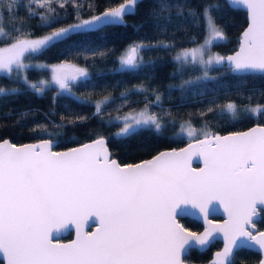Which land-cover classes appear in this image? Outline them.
<instances>
[{"label": "snow or ice", "instance_id": "6c2138e0", "mask_svg": "<svg viewBox=\"0 0 264 264\" xmlns=\"http://www.w3.org/2000/svg\"><path fill=\"white\" fill-rule=\"evenodd\" d=\"M144 3L107 0L108 6L96 13L95 0H27L26 18L17 20V0H0V79L19 85H0V107L27 92L43 97L55 88L53 106L47 112L41 114L29 106V111L10 109L3 114L9 118L15 113L14 126L39 138L19 145L0 139L2 264H188L192 251L202 254L218 241L223 246L208 264H235L241 250H255L261 256L259 264H264V231L256 227L264 220V123L226 134L216 130L221 118L231 125L264 114V103L252 102L257 91L264 97V90L250 89L248 103L238 104L226 91L232 86L222 87L226 91L223 102L213 97L198 110L199 126L193 113L185 118L165 108L161 92L147 80L124 87L118 95L105 87L93 99L98 85L88 68L77 61L81 56L85 61L104 59L110 50L87 48L73 55L78 46L73 38L105 27H127L125 17L135 15ZM69 4L73 19L66 23ZM150 5L147 20L134 25L136 31L151 26L158 35L171 39L132 42L117 57L113 73H144L147 77L161 57L146 59L142 53L175 49L171 57L174 76L189 70L201 73L169 85V89L180 90L181 103L199 82L217 80L210 70L218 67L238 80V94L239 85L249 78L264 80V0H202L198 8L189 0H150ZM228 11H243L246 27L238 47L224 55L212 49L227 40V25L219 21ZM36 18V27L47 29L43 34L36 35L27 22ZM193 23L203 25V42L191 37L188 43L194 46L177 48L176 33ZM52 49H57V57L66 58L51 63L37 60ZM33 70L47 71L49 76L30 79ZM102 78L97 74V80ZM77 85L89 89L87 94L77 95L73 91ZM61 95L94 111L89 116L65 107L57 121L55 104ZM132 96H143V101L132 100ZM110 105L115 106V115L105 113ZM40 115L43 121H37ZM91 119L117 131L109 136L96 129L81 132ZM169 129L174 137L188 141L185 147L157 151L139 163L124 164L109 149L110 140L122 143L145 131L159 137ZM77 132L86 142L74 140ZM65 138L78 146L54 151ZM140 147L150 148L148 144ZM193 157L203 166L192 168ZM221 209L226 219H213ZM181 217L201 221L203 230L187 227ZM90 223L96 225L94 231H87ZM69 228H74L75 239L63 243L59 234Z\"/></svg>", "mask_w": 264, "mask_h": 264}, {"label": "trees", "instance_id": "16d2710c", "mask_svg": "<svg viewBox=\"0 0 264 264\" xmlns=\"http://www.w3.org/2000/svg\"><path fill=\"white\" fill-rule=\"evenodd\" d=\"M92 2V0H89ZM115 2H120V0H115ZM193 8H198L202 3V0H189ZM19 4L18 8V17L26 18L25 6L27 5V0H17ZM95 11L98 12L104 9L107 4V0H95ZM150 0H145V3L142 4L136 11L135 15H128L125 17L128 22V26H112L105 27L101 30H98L94 33L85 35L83 37H74L73 39L77 42L78 46L73 48V55L77 52H82L87 48H94L100 51L110 50V54L104 59H99L96 61H85L81 56L77 61L82 67H87L89 73L92 75L93 79L97 83V88L94 90L93 99L99 98V94L102 89L105 87L107 91H111L114 95H118L124 87H132L133 85L145 82L151 84L152 87L159 89L162 94V103L165 108L171 109L173 112H178L182 116L187 118V113H193V121L199 126L200 118L198 116V110H202L207 106L208 101L213 97H218L217 102H223L226 96V91L231 93L230 98L235 100L238 104L248 103V93L250 89L256 88L258 90H264V80L259 78H249L246 83L239 85V94L237 92V85L239 84L238 80L234 78L233 74H230L227 69L218 67L216 69L210 70V76L216 77L217 80H204L199 82L198 87H193L191 92H186L188 99L183 103L180 102L181 92L177 89H169L170 84L178 85L182 79H189L190 77H195L199 74V71L189 70L185 75H173L175 65L171 60V57L175 54V49L172 52H145L142 53L146 59H155L157 56L161 57V60L157 61V66L148 73L146 77L144 73H141L139 76L133 75L131 73L125 74H115L111 70L117 68L116 59L121 54L122 50L129 44L134 41L141 40H154V39H171V36H162L158 35L151 26H145L139 32L136 31L134 25H138L147 20L145 12L148 7H150ZM61 11L63 15V10ZM73 9L71 5H68L67 8V19L66 23L72 22ZM85 12L87 13V4L85 5ZM5 20H7V14L5 13ZM30 25L33 26V31L36 35L43 34L47 29H41L36 27L39 24L38 18L30 19L27 21ZM220 23L226 24V33L227 40L226 42L219 43L213 48L219 50L220 52L225 53L232 50L237 44L238 32L245 23V13L243 11H228L224 16L223 20L219 21ZM172 30L170 29L169 32ZM204 36V28L201 24L197 26L195 23L185 26L184 32H177L175 35V41L177 48L192 46L188 43V40L191 37H196L199 41ZM57 49H52L51 51L45 53L42 56L37 57V60H46L47 62H55L57 59H65L66 57L56 56ZM34 63L36 61H33ZM97 74L103 76L102 79H96ZM30 79L37 80L41 77L47 78V71H30ZM117 82L120 84L117 86ZM0 85L6 87H19V85L12 84L11 81L7 79H0ZM231 85L232 87H227L226 91L221 90L222 87ZM115 86V87H114ZM73 91L77 94H87L89 89H86L80 85L74 87ZM55 92V88L47 91L43 97H37L31 92H27L24 95L11 98L7 107H0V138L7 137L10 141L19 143L27 140H34L39 137H30L27 135V129L14 126V121L17 116L15 113H10L9 118L4 117V113L9 112L10 109L16 110L18 112L29 111V106L31 109H38L41 114L47 112L52 105V96ZM149 97L154 99L149 93ZM132 100L143 101V96H132ZM253 103L260 102L264 103V97H261L260 92L257 91L253 96ZM119 103V101H118ZM142 105V104H141ZM139 105V106H141ZM65 107L70 109L73 112L80 113L82 115H91L94 111V108L91 106H82L80 103L76 102L72 97L66 95H61L57 98L55 104L56 116L55 119L59 120V114L65 111ZM114 105H110L105 109V113L112 112ZM133 107H138L133 105ZM158 110V109H153ZM124 111H128V108L125 107ZM114 115L115 113L112 112ZM37 121H43V116H37ZM264 123V114L260 115L257 118H246L239 122H234L231 125H226L224 119L221 118L219 121V127L216 129L220 133L240 130L247 127L253 123ZM87 129H96L102 132L105 136H109L111 133L117 131L116 127H104L98 123L97 119H91L86 128L82 129L81 132L86 131ZM81 132H77L74 140L79 142L87 139ZM24 133V135H21ZM69 136L72 135L71 131L68 133ZM186 140L174 137L172 135V130H167L163 136H156L151 132H141L139 135L133 136L126 140L125 142H118L116 140L109 141V149L112 152V155L120 162H134L142 158H147L152 155L154 152L158 151L161 148L179 146L183 144ZM76 144L73 140L65 138L64 140L58 143V146L54 147L63 148L70 145ZM143 144H148L150 148L148 150L140 147ZM215 217V216H214ZM181 223L185 224L187 227L192 228L193 230H198L201 227V224L198 220L193 217H181ZM256 227H264V220H261L257 223ZM71 234V231H67L65 235H61L60 239L68 238ZM220 242H216L210 248L204 252L199 253L197 251H192L190 253V258L188 261L203 262L207 260L210 256L212 250L219 246ZM258 258V253L254 250H241L237 252L235 264H251ZM1 264V261H0Z\"/></svg>", "mask_w": 264, "mask_h": 264}, {"label": "water", "instance_id": "95a60500", "mask_svg": "<svg viewBox=\"0 0 264 264\" xmlns=\"http://www.w3.org/2000/svg\"><path fill=\"white\" fill-rule=\"evenodd\" d=\"M103 10H104V9H102V10H100V11H103ZM100 11H98V12H100ZM98 12H96V13H98ZM245 15H246V14H245ZM244 27H246V22L244 23V25L242 26V28H241V29L239 30V32H238V38H237V44H236V46H235L232 50L223 53L224 55H228V54H230L232 51H234V50L238 47V41H239L240 33L243 31V28H244ZM255 124H256V123L250 124V125H248L247 127L243 128V129L235 130V131H246L248 128L253 127ZM228 132H229V131H228ZM226 133H227V132H223V133H221V134H226ZM0 139H8V138H7V137H3V138H0ZM37 139H38V138H37ZM86 140H87V139L81 141L80 143L86 142ZM11 142H12V141H11ZM34 142H36V139H34V140H27V141H23V142H19V143H15V142H12V143H15V144L19 145V144L34 143ZM187 143H188V141L186 140L183 144H181V145H179V146H176V147H175V146L165 147V148H161V149H159L158 151L169 150V149H172V148H182V147H185ZM77 146H78V144L76 143V144H73V145H70V146H67V147H63V148H57V149L54 148V151H65V150H67L68 148H71V147H77ZM156 152H157V151H156ZM156 152H154L152 155H154ZM150 157H151V155H150L149 157H147V158H142V159H139V160H137V161H134V162H127V163H139L141 160H143V159H149ZM113 158L116 159L114 156H113ZM122 164H124V163H122ZM191 166H192V168L197 169V168L202 167L203 165H202V162L198 161L196 157H193L192 162H191ZM214 216H215V217H214ZM193 218H194V217H193ZM212 218H213V219H216V220H224V219H226V216L223 214V210L221 209L220 212L217 210L216 213L213 214V217H212ZM199 222H200V224H201V227H200L198 230H194V231H202V230H203V224H202L201 221H199ZM95 227H96V225H95L94 223H90L89 225L86 226V229H87V231H94V230H95ZM69 230L71 231V234H70V236H69L68 238H65V239H60V238H59L61 235H65V234L67 233V231H69ZM259 230L264 231V227H263L262 229H259ZM75 236H76V233H75L74 228H69L68 230H66V231H64V232H62V233H60L58 238L61 240V242H63V243H67V242H69V241L75 239ZM53 238L55 239L56 237H53ZM219 242H220V241H219ZM222 246H223V245H222V242H220L219 246H218L217 248H215L214 250L211 251L210 256H209V258H208L207 260H205V261H203V262L188 261V264H208V262L212 259L213 253H214L215 251L219 250V248H221ZM254 251H255V250H254ZM257 253H258V252H257ZM260 259H261V256H260V254H258V258H257V260H255V261L252 262L251 264H259V260H260ZM1 264H2V261H1Z\"/></svg>", "mask_w": 264, "mask_h": 264}, {"label": "rangeland", "instance_id": "374dc122", "mask_svg": "<svg viewBox=\"0 0 264 264\" xmlns=\"http://www.w3.org/2000/svg\"><path fill=\"white\" fill-rule=\"evenodd\" d=\"M203 39H204V36L198 41V42H203ZM192 46H194V45H192ZM192 46H188V47H192ZM212 51L213 52H218V53H221L222 54V52H220L219 50H217V49H215V48H213L212 49ZM198 75H201V73L199 72V74ZM197 75V76H198ZM48 76H49V73H48ZM142 106V105H141ZM126 112V111H125ZM115 115V114H114Z\"/></svg>", "mask_w": 264, "mask_h": 264}, {"label": "flooded vegetation", "instance_id": "af4514ba", "mask_svg": "<svg viewBox=\"0 0 264 264\" xmlns=\"http://www.w3.org/2000/svg\"><path fill=\"white\" fill-rule=\"evenodd\" d=\"M263 228V227H262ZM262 228H259V229H262ZM258 229V228H257Z\"/></svg>", "mask_w": 264, "mask_h": 264}]
</instances>
